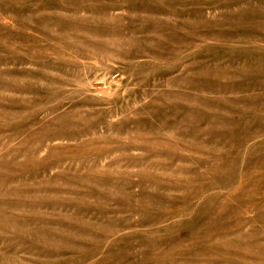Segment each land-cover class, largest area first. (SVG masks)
<instances>
[{
  "label": "rangeland",
  "instance_id": "rangeland-1",
  "mask_svg": "<svg viewBox=\"0 0 264 264\" xmlns=\"http://www.w3.org/2000/svg\"><path fill=\"white\" fill-rule=\"evenodd\" d=\"M0 264H264V0H0Z\"/></svg>",
  "mask_w": 264,
  "mask_h": 264
}]
</instances>
